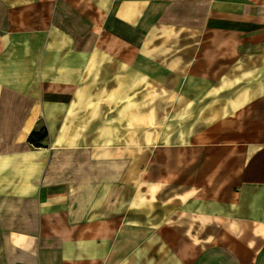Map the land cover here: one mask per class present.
I'll return each instance as SVG.
<instances>
[{
	"label": "crops",
	"instance_id": "obj_1",
	"mask_svg": "<svg viewBox=\"0 0 264 264\" xmlns=\"http://www.w3.org/2000/svg\"><path fill=\"white\" fill-rule=\"evenodd\" d=\"M92 54L238 105L203 141L74 156L52 108ZM1 168L0 264H264V0H0Z\"/></svg>",
	"mask_w": 264,
	"mask_h": 264
},
{
	"label": "rangeland",
	"instance_id": "obj_2",
	"mask_svg": "<svg viewBox=\"0 0 264 264\" xmlns=\"http://www.w3.org/2000/svg\"><path fill=\"white\" fill-rule=\"evenodd\" d=\"M94 56L69 61L81 88L72 113L66 108H52V122L56 124L50 127V144L60 148L81 146L74 156L84 157L87 149L101 145L203 141L208 135L207 123L211 126L219 120L216 108L224 106L230 123L238 105L229 102L231 95L226 99L216 94L193 97L191 90L197 87L192 84H179L171 91L167 85H160V79L151 72L130 69L119 60H113L107 69V57L96 61ZM204 111L210 114L207 120L201 116ZM62 128L65 138L57 142ZM36 131L37 135L46 133L47 138L43 119ZM16 170L14 175H19ZM9 175L10 169L1 168L0 182H8Z\"/></svg>",
	"mask_w": 264,
	"mask_h": 264
},
{
	"label": "trees",
	"instance_id": "obj_3",
	"mask_svg": "<svg viewBox=\"0 0 264 264\" xmlns=\"http://www.w3.org/2000/svg\"><path fill=\"white\" fill-rule=\"evenodd\" d=\"M35 137V142L33 141V138ZM46 137V133H43L42 135H37L35 133H30V135L27 138V141L34 147H39L38 142L43 140ZM34 142V143H33Z\"/></svg>",
	"mask_w": 264,
	"mask_h": 264
}]
</instances>
